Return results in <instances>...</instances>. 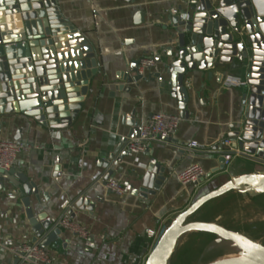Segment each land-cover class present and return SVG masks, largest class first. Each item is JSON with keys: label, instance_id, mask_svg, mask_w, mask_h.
Listing matches in <instances>:
<instances>
[{"label": "crops", "instance_id": "1", "mask_svg": "<svg viewBox=\"0 0 264 264\" xmlns=\"http://www.w3.org/2000/svg\"><path fill=\"white\" fill-rule=\"evenodd\" d=\"M179 2L57 0L63 16L90 39L97 51L99 71L91 79L83 108L72 125L62 129L33 121L30 124L17 114L0 116V139L16 140L21 129L19 140L29 145L19 155L15 168L26 173L40 190L42 204L36 206V212L42 208L49 217L58 219L71 205L69 212L75 211L73 219L91 231L93 244L89 247L80 236L65 229L62 237L46 247L53 258L52 264H146L178 215L197 195L218 187L209 177L199 185L184 186L178 173L194 162L200 163L207 175L218 166L214 149L226 139L231 140L229 134L242 109L241 86H228L225 81L228 78L245 80L236 71L227 72L222 79L218 78V72L211 79L208 71L188 73L185 79L190 95L188 115L181 117L180 102L171 95V86H161L159 77L149 76V72H160L161 77L169 79L158 59L166 61L170 45L168 12L175 10ZM138 11L144 12V21L140 24L135 22ZM147 57L154 58L156 66L145 72L144 79L138 83L121 79V73L129 71L134 60ZM120 84L130 90L116 89ZM133 111L141 125L159 112L178 115L181 122L170 143L148 142L145 152L130 153L118 166H112L113 178L125 187V193L117 195L104 181L107 168L103 163L128 136L130 127L124 119ZM191 141H198L207 151L193 153L180 148ZM149 154L167 167V180L147 205L135 188L149 163ZM245 163L250 167L237 171L235 176L264 173V163L245 155L232 157L230 165ZM81 195L92 201V210L74 205ZM20 197L9 184L0 189V264H36L19 259L8 248L22 241H33L34 237ZM32 198L35 202V196ZM263 198L264 195L252 197L233 190L214 199L215 203L206 204L212 207L226 200L221 206L222 212L208 220H193L216 222L262 240L264 226L258 227V224H264ZM225 219L236 226L227 227L223 223ZM187 234L180 238L177 248L187 243Z\"/></svg>", "mask_w": 264, "mask_h": 264}, {"label": "water", "instance_id": "2", "mask_svg": "<svg viewBox=\"0 0 264 264\" xmlns=\"http://www.w3.org/2000/svg\"><path fill=\"white\" fill-rule=\"evenodd\" d=\"M143 21L144 12L138 11L135 22ZM168 21L170 45L166 61L162 58L158 61L163 63L169 79L161 77L160 72H149V76L159 77L161 86H171V95L179 99L182 118L188 115L190 95L185 84L188 73L208 71L211 79L218 72V78L222 79L227 72L236 71L245 82L241 85V115L229 134L231 147L225 148L222 143L214 149L218 166L207 175L218 187L197 195L178 215L146 264H170L178 241L190 232L208 233L215 238L214 245L224 243L230 248L231 251L217 253L219 255L206 264H217L220 257L231 253L252 257L254 262L249 264H264V244L260 241L219 223L192 217L209 201L233 190L252 197L264 195V173L235 176L237 171L250 166L246 163L230 165L236 155L264 163V0H180L176 9L168 12ZM141 59L134 60L130 70L121 73L123 81L138 83L145 78V73L139 71ZM98 71L93 43L63 16L57 0H0V116L17 114L30 124L68 128L83 108L91 79ZM116 89L130 90V87L120 84ZM124 122L130 127L128 136L103 163L107 168L106 184L114 175L112 166H118L131 153L124 150L125 142L138 136L141 130L136 111L127 115ZM21 137V129H18L15 139ZM149 156V163L135 188L140 200L147 205L167 180V167ZM6 184L21 196L20 202L34 234L33 242H40L46 248L63 236L65 230L56 226L59 218L49 217L42 208L36 212V206L42 204L40 190L26 173L15 167L8 171L0 169V189ZM91 202L81 195L74 205L92 210ZM74 212H69L72 218Z\"/></svg>", "mask_w": 264, "mask_h": 264}, {"label": "built area", "instance_id": "3", "mask_svg": "<svg viewBox=\"0 0 264 264\" xmlns=\"http://www.w3.org/2000/svg\"><path fill=\"white\" fill-rule=\"evenodd\" d=\"M156 66V60L152 57L141 59L139 71L144 74L149 68ZM228 86H241V82L237 78H228L225 81ZM181 118L178 115H173L165 112L153 114L144 124L141 125V130L138 136L127 139L124 144V150L131 153H142L146 150L148 142L170 143L174 133L179 128ZM225 148H230L232 141L226 139L224 142ZM181 149L189 152H206L205 149L198 141H191L187 144L181 145ZM29 145L20 140H3L0 139V169L8 171L15 167L19 155L23 151H27ZM207 177L204 167L197 162L191 163L178 173L179 181L184 185H199ZM108 188L117 195L125 193L123 183L115 178H110L107 182ZM12 195V193H10ZM71 205H69L58 221L56 226L64 230L80 236L87 246H92L90 229L81 223L75 221L69 215ZM9 250L14 253L19 259L23 261H32L36 264H52L53 258L51 257L47 248L41 246L40 242L22 241L10 245Z\"/></svg>", "mask_w": 264, "mask_h": 264}, {"label": "rangeland", "instance_id": "4", "mask_svg": "<svg viewBox=\"0 0 264 264\" xmlns=\"http://www.w3.org/2000/svg\"><path fill=\"white\" fill-rule=\"evenodd\" d=\"M216 201V200H214ZM212 202L215 203V202ZM226 202V200H224ZM224 201L216 203L212 207H207L204 205L195 215L192 217L197 219H210L214 214L222 212L223 208L221 207ZM262 203L264 204V198ZM201 212V215L199 214ZM225 212V211H224ZM224 214V213H223ZM227 213L226 215H228ZM225 215V214H224ZM225 215V216H226ZM230 216V215H229ZM227 227H234L235 224L227 219L223 221ZM258 227H263L264 224H258ZM188 237L187 243L179 246L176 252L173 254L170 264H204L208 260L214 258L217 253H220L223 249L221 246L213 247V240L215 239L212 235L204 232H190L185 238ZM212 245V246H211ZM233 254H243V253H233Z\"/></svg>", "mask_w": 264, "mask_h": 264}, {"label": "bare ground", "instance_id": "5", "mask_svg": "<svg viewBox=\"0 0 264 264\" xmlns=\"http://www.w3.org/2000/svg\"><path fill=\"white\" fill-rule=\"evenodd\" d=\"M242 239L247 242L243 237ZM249 245H251V243ZM252 262H254L252 257L245 256L244 254L231 253L220 257L217 264H249Z\"/></svg>", "mask_w": 264, "mask_h": 264}, {"label": "flooded vegetation", "instance_id": "6", "mask_svg": "<svg viewBox=\"0 0 264 264\" xmlns=\"http://www.w3.org/2000/svg\"><path fill=\"white\" fill-rule=\"evenodd\" d=\"M263 236H264V234H263ZM258 241H260L261 243L264 244V238L262 240H258ZM216 246H221L222 247L223 250L220 253L225 252V251H231L230 248L227 245H225L224 243H222V244H216L215 243V245L213 247L215 248Z\"/></svg>", "mask_w": 264, "mask_h": 264}]
</instances>
